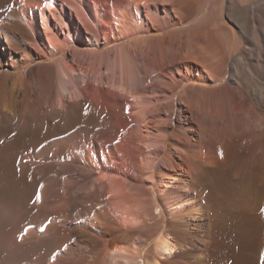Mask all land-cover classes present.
Returning <instances> with one entry per match:
<instances>
[{"label":"bare ground","instance_id":"6f19581e","mask_svg":"<svg viewBox=\"0 0 264 264\" xmlns=\"http://www.w3.org/2000/svg\"><path fill=\"white\" fill-rule=\"evenodd\" d=\"M0 264H264V0H0Z\"/></svg>","mask_w":264,"mask_h":264}]
</instances>
